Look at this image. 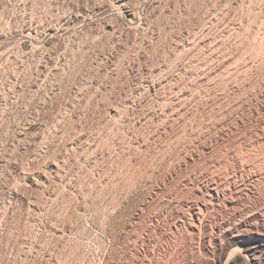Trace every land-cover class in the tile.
<instances>
[{"label":"rangeland","instance_id":"1","mask_svg":"<svg viewBox=\"0 0 264 264\" xmlns=\"http://www.w3.org/2000/svg\"><path fill=\"white\" fill-rule=\"evenodd\" d=\"M0 264H264V0H0Z\"/></svg>","mask_w":264,"mask_h":264},{"label":"bare ground","instance_id":"2","mask_svg":"<svg viewBox=\"0 0 264 264\" xmlns=\"http://www.w3.org/2000/svg\"><path fill=\"white\" fill-rule=\"evenodd\" d=\"M207 182V181H206ZM205 182V183H206ZM204 183V182H203ZM210 184V183H209ZM212 184V183H211ZM207 185V184H206ZM214 185V184H213ZM213 185H209V186H207L204 190V195L203 196H205L208 200H214V199H217L218 197H219V193H218V189H217V187H216V184H215V186H213ZM203 190V189H202ZM202 190H201V192H202ZM233 201V200H232ZM208 202H210V201H208ZM225 203V202H224ZM232 204H234V203H231L230 202V205L229 206H231ZM228 208V207H227ZM234 208V207H233ZM232 208V209H233ZM190 209V219L189 220H192L193 222L194 221H198V220H200V216H201V214H200V211H201V209H200V206L199 205H196V206H191V208H189ZM230 209V208H229ZM191 221V222H192ZM193 224V226H194V223H192ZM188 225H189V223H188ZM190 225H191V223H190ZM192 226V225H191Z\"/></svg>","mask_w":264,"mask_h":264}]
</instances>
